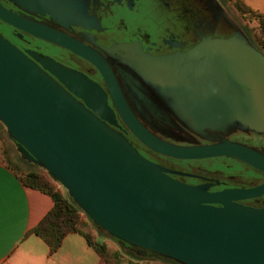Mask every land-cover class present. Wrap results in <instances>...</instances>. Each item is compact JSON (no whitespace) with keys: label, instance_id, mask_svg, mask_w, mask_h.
<instances>
[{"label":"water","instance_id":"1","mask_svg":"<svg viewBox=\"0 0 264 264\" xmlns=\"http://www.w3.org/2000/svg\"><path fill=\"white\" fill-rule=\"evenodd\" d=\"M0 19L91 61L114 104L83 74L47 57L39 66L0 33V122L26 161L45 169L93 223L128 245L177 264H264V209L235 202L264 194V183L209 192L179 181L115 128V112L166 156L231 155L264 171L263 155L239 144L184 147L158 138L136 117L98 53L1 4ZM119 48L134 70L172 98V109L190 127L240 121L264 133V53L242 30L171 55H147L130 44L112 50Z\"/></svg>","mask_w":264,"mask_h":264},{"label":"flooded vegetation","instance_id":"2","mask_svg":"<svg viewBox=\"0 0 264 264\" xmlns=\"http://www.w3.org/2000/svg\"><path fill=\"white\" fill-rule=\"evenodd\" d=\"M0 4L98 53L111 67L136 117L158 138L184 147L239 144L264 156L263 132L240 121L200 131L190 127L172 109V98L161 94L158 85L128 64L125 50H112L130 44L144 54L164 56L186 51L210 36L225 38L231 34L228 25L216 17L208 0H31L28 6L16 0H0ZM0 33L39 66V59L47 57L83 74L107 94V104L114 109L101 72L88 59L1 19ZM115 116V128L139 153L168 169L179 181L203 185L209 192L250 189L264 183V171L231 155L175 158L156 152L138 139L116 112ZM201 160L214 162L203 166ZM235 202L264 209V194Z\"/></svg>","mask_w":264,"mask_h":264},{"label":"crops","instance_id":"3","mask_svg":"<svg viewBox=\"0 0 264 264\" xmlns=\"http://www.w3.org/2000/svg\"><path fill=\"white\" fill-rule=\"evenodd\" d=\"M52 198L25 186L0 150V264H102L78 233H68L52 252L32 229L52 208ZM136 264H173L154 257Z\"/></svg>","mask_w":264,"mask_h":264},{"label":"trees","instance_id":"4","mask_svg":"<svg viewBox=\"0 0 264 264\" xmlns=\"http://www.w3.org/2000/svg\"><path fill=\"white\" fill-rule=\"evenodd\" d=\"M244 14H249L250 18L259 20L262 29L263 39L261 48L264 49V18L261 13L243 5ZM5 129L0 123V134ZM2 157L5 163L18 175L21 182L30 188L37 189L53 200L52 208L46 213L41 221L32 229V231L42 238L49 246L52 252L56 251L61 245L63 238L68 233H78L83 236L87 244L98 253L102 264H136L143 259L154 257L165 260L155 253L142 251L141 249L128 245L120 241L126 248L124 251L112 248L104 241L94 237L88 230L87 224L82 216V210L75 201L68 195L64 188L58 187L59 183L46 171L38 169L37 165L29 164L28 168H21L17 161H14L6 147L1 149ZM101 231H103L101 229ZM169 263L177 264L173 260H165Z\"/></svg>","mask_w":264,"mask_h":264},{"label":"rangeland","instance_id":"5","mask_svg":"<svg viewBox=\"0 0 264 264\" xmlns=\"http://www.w3.org/2000/svg\"><path fill=\"white\" fill-rule=\"evenodd\" d=\"M209 6L216 17L222 18L228 25V29L232 36L240 30L243 31L244 35L247 36L249 42L257 46L263 53L264 49L261 48V43L263 39L262 29L259 25V20L256 18H250L249 14H244L243 5L249 7L250 9L257 11L262 14L264 18V0H208ZM226 36V37H228ZM211 37V36H210ZM1 123V122H0ZM2 124V123H1ZM4 127V126H3ZM5 129V127H4ZM2 147L8 149L14 161H17L21 168H28V162L21 156L16 144L8 136L6 129L0 134V150ZM214 161L201 160L200 164L203 166H210ZM27 163V164H26ZM29 164H33L29 162ZM38 169L46 171L45 169L37 166ZM47 172V171H46ZM48 173V172H47ZM59 183V182H58ZM58 187H62L59 183ZM64 188V187H62ZM66 191V190H65ZM82 216L87 224L88 230L94 235L95 238L104 241L107 245L112 248L124 251L126 248L117 238L106 233L104 230L101 231L95 223L82 211Z\"/></svg>","mask_w":264,"mask_h":264}]
</instances>
